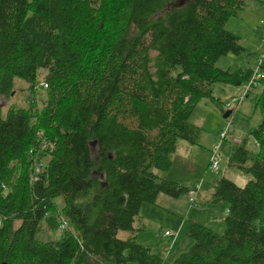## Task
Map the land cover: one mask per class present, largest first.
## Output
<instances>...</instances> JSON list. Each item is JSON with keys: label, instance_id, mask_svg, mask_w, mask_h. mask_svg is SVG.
Returning <instances> with one entry per match:
<instances>
[{"label": "trees", "instance_id": "obj_1", "mask_svg": "<svg viewBox=\"0 0 264 264\" xmlns=\"http://www.w3.org/2000/svg\"><path fill=\"white\" fill-rule=\"evenodd\" d=\"M244 2L0 0V100L15 79L34 96L39 71L45 90L40 109L31 100L0 116V264H264V62L247 95L261 116L256 150L242 142L228 155L251 179L212 185L224 232L190 221L188 251L167 262L134 227L159 195L196 193L154 171L171 169L179 141L196 145L201 127L189 119L204 100L224 113L216 84L250 80L254 68L216 67L246 52L225 28ZM57 197L69 228L37 241Z\"/></svg>", "mask_w": 264, "mask_h": 264}, {"label": "rangeland", "instance_id": "obj_2", "mask_svg": "<svg viewBox=\"0 0 264 264\" xmlns=\"http://www.w3.org/2000/svg\"><path fill=\"white\" fill-rule=\"evenodd\" d=\"M252 1L253 0H245L243 9L235 17L229 19V21H227V23L225 24V28L238 36L240 45L248 51L239 56L228 55L220 58L216 62V67L220 70H228L232 72L234 71V69L243 66L241 63L236 65V63H238L237 61L246 62L247 59L255 57L253 54L255 53V48L247 47V45H252L255 41V38L257 39V36L259 34L261 35V41L263 42L264 24H259L260 19H258L257 17V11L255 10L256 8H252L251 6L254 4L256 5V7H258L259 4ZM246 5H248L247 8ZM43 74V71H39V74L37 75V87L34 96L30 92L28 83L21 79H15L13 82V92L8 98L0 100V116L3 117L6 114L8 108L11 106H14L16 108H28L31 100H33L35 106L40 109L42 101L45 97V90L42 86ZM218 85L220 84H216L213 88L214 96H216L215 93H217ZM226 86L230 89L236 88L228 85ZM250 91H248V94L250 93ZM235 92L240 93L237 89L235 90ZM223 98L224 96L220 97V99L224 100ZM252 98L253 94L249 95V97L246 96L242 100H239L238 95L236 98H233L228 105H224L223 110L225 113L226 111H228L227 108H229L232 103L233 105H235L234 103L241 104L242 102H244L240 106L238 113L233 116V119L231 115H229L226 119H222L224 115V113H221L222 110L210 100H204L202 104L197 107L195 116H193L192 114V117L189 120L190 123H194L199 127L201 126V133L197 139L196 145H201L202 148H196L197 157H194V159L190 163V166H188V153L185 152L183 146L181 145H186V147H189V144L179 141L178 144H180L177 153L181 156L182 160H178L177 162H175V167L177 166L179 168L175 169L174 172H170V170L167 172L154 171L157 176L170 175L171 178H173L165 180L175 182L187 188L196 189L198 195L195 202L196 204L193 207H191L190 199L187 194L180 196L177 202L179 203V211L172 209V214H177L180 212L183 213L178 215L177 217H175L174 215H170L168 221H166L162 217H168L166 215L171 214L170 208L172 207H169L165 202H160V207H156V214L143 211V216H139L140 220L135 225V228H137V230L135 231L136 241L142 246L149 247L152 254L159 256L167 262H173L178 256L187 252L189 246L191 245V240L187 235L188 223L190 221L196 222L197 216L199 224L206 226L210 230L219 234H222L224 232L225 224L223 222L222 213L224 211L225 205L212 204L209 202L213 192L212 185L219 179L226 178L232 181L237 186L243 187L251 179L250 176H246L239 172L236 168L230 167L228 165V155L232 144H241L242 142L245 143V146L248 150H256L255 141L249 133L258 126L261 121V116L259 111L253 108ZM215 111L223 120L224 126L218 128L219 133H215V135H209V130L211 129L212 131H214L216 127L215 122L212 120L213 114L217 115ZM196 115H199L200 121L196 120ZM206 121L207 123L204 125ZM223 131H225L226 136L224 138H221L220 135ZM214 136L215 141L213 142V145H211L210 141L212 138H214ZM215 149H217V152L219 154V161L217 169L211 170L208 161L210 160L211 154ZM205 154L208 157V164H206L202 169L201 158ZM190 159L191 158H189V160ZM46 161L47 157L44 158L43 162L45 163ZM181 164H183V166H180ZM181 170L183 171V173L180 172ZM197 171L200 172V175L197 182H195L194 180ZM181 181H185V183H182ZM187 182H191L190 184L194 185L190 187L191 185ZM63 205L64 204L62 197H57L54 200L53 210L45 215L42 220L40 230L35 234V239L37 241L55 243L62 240L64 235V230L61 229L62 223L65 222L67 224V227L69 228L68 221L62 213ZM199 205L202 208H200ZM176 219L178 220L177 227L182 224V228H179L180 230H175V228H173ZM178 230V242H172L169 237H164V233L166 231L177 232ZM129 236V232L125 231H119L117 234V237L121 240H125ZM187 241L188 244L186 245Z\"/></svg>", "mask_w": 264, "mask_h": 264}, {"label": "crops", "instance_id": "obj_3", "mask_svg": "<svg viewBox=\"0 0 264 264\" xmlns=\"http://www.w3.org/2000/svg\"><path fill=\"white\" fill-rule=\"evenodd\" d=\"M247 1H249V0H247ZM252 2H256V3H258L259 5H258V7H256V5H251L252 6V8H256L255 10L257 11V17H258V19H260L259 20V24L261 25V24H264L263 23V21H264V0H253ZM248 7V5H246V8ZM245 8V9H246ZM242 14V13H241ZM229 21V20H228ZM257 36V35H256ZM263 39V38H262ZM247 47H252V48H255V53H253L254 54V56L255 57H251L250 59H247L246 60V62L244 61H237L238 63H236V65L237 64H239V63H241L243 66H241V67H239V68H236V69H234V71H236V70H239L240 68L243 70V69H253L254 67H255V62H256V55H258L257 53H259L262 49H263V47H264V41L262 42L261 41V35L259 34L258 36H257V39L255 38V41L253 42V44L252 45H247ZM246 50V49H245ZM246 51H248V50H246ZM243 67V68H242ZM238 90V92H240L241 90H240V88H232V89H230L229 87H227L226 85H224V84H220V85H218V87H217V93H215L216 94V96H214V93H213V96L216 98V99H220V97L221 96H224V100H222V99H220V102L222 103V108H224V105H226V104H229V102H231V100L233 99V98H235L236 96H238L239 95V93H236L235 92V90ZM244 102H242L241 104L240 103H234L235 105H233V103L229 106V108H227V110L228 111H226V112H229V115H231L232 116V119H233V116L236 114V113H238V111H239V109H240V106L243 104ZM204 105H206V104H204ZM234 106H235V108H234ZM226 109V108H225ZM197 110V109H196ZM196 110L193 112V116H195V114H196ZM216 112V111H215ZM224 112V111H223ZM222 113V112H221ZM216 114L217 115H214L213 114V118H212V120L215 122V124H216V127H215V129H214V131H212L211 129L209 130V135H215V133H219V131H218V128H221L222 126H224L223 124V120L222 119H226V118H223L222 117V119L219 117V115H218V113L216 112ZM223 114V113H222ZM200 115V114H199ZM199 115H196V120L197 121H200V118H199ZM212 116V115H211ZM191 117H192V115H191ZM191 117H190V119H191ZM228 118V117H227ZM189 119V120H190ZM207 123V121L204 123V125ZM191 124H193V125H196V124H194V123H191ZM196 126H198V125H196ZM199 127V126H198ZM201 127V126H200ZM203 141H204V139H203ZM215 141V136H214V138H212L211 139V145H213V142ZM182 142V141H181ZM180 144V143H179ZM179 144H177V150H176V152H175V154L173 155V159H172V167H171V169H170V172H174V170L175 169H177V168H179V167H175V165H176V163L175 162H177L178 160L179 161H181L182 160V158H181V156L180 155H178V153H177V151H178V149H179ZM181 144H184V143H181ZM181 146H183V149L185 150V152L186 153H188V157H187V161H188V166H190V163H191V161L194 159V157H197V155H196V148H202V146L200 145H188L189 147H186V145H181ZM196 155V156H195ZM179 156V157H178ZM200 156V155H199ZM189 158H191L190 160H189ZM207 160H208V157L206 156V154L204 155V156H202V158H201V168L203 169V167H205V165L206 164H208L209 163V161H208V163H207ZM198 164V163H197ZM196 164V165H197ZM180 166H183V164H181ZM181 173H183V171L181 170L180 171ZM170 174V173H169ZM199 175H200V172H198L197 171V173H196V176H195V182H197V180H198V177H199ZM159 176H161L162 178H164V179H173V178H171V176L170 175H159ZM182 183H185V181H181ZM194 182V183H195ZM188 184H190L191 182H187ZM191 186L190 187H192L194 184H190ZM190 189H194V188H190ZM196 192V197H195V200L193 201V202H191L190 201V204H191V207H193V206H195V202H196V198H197V195H198V193H197V191H195ZM188 197H189V199L191 198V194L190 195H187ZM172 200V201H171ZM177 200V201H176ZM178 200H179V198H170V197H168V196H165V195H159L158 197H157V199H156V201H155V204L154 205H150V204H144L142 207H141V210H140V214H139V216H143V211H146V212H148V213H152V214H154L155 212H156V207H160V202H165L169 207H172V208H170L171 210H170V213L171 214H167L166 216H168V217H162V218H164L166 221H168L169 220V216L170 215H174L175 217H177L178 215H180V214H182L183 212H180V213H177V214H172V211L173 210H176V211H179V203H177L178 202ZM160 204V205H159ZM200 206V205H199ZM200 208H202L201 206H200ZM173 209V210H172ZM163 212H164V209H163ZM156 214V213H155ZM160 214H162V213H160ZM188 214H189V211H188ZM145 217V216H144ZM187 217V216H186ZM141 218H143V217H141ZM188 219V218H187ZM138 220V221H137ZM136 221H135V224H134V227H135V225H136V223L137 222H139V220H140V217H138V219H137ZM210 220H211V218H210ZM186 221V220H185ZM196 222H198V216H197V219H196ZM175 224H174V226H173V228H175V230L176 229H179V228H182L181 226H182V224H180L179 225V227H177V225H178V220L176 219L175 220V222H174ZM199 223V222H198ZM188 225H189V223H188ZM136 230H137V228H135ZM180 230V229H179ZM179 230L177 231V232H171V233H178L179 234ZM169 232V231H168ZM178 238V237H177ZM175 239L174 241H172V242H175V241H177L178 242V239ZM174 244H176V243H174ZM188 244V241L186 242V245ZM190 247V246H189ZM179 257V256H178ZM177 257V258H178Z\"/></svg>", "mask_w": 264, "mask_h": 264}, {"label": "built area", "instance_id": "obj_4", "mask_svg": "<svg viewBox=\"0 0 264 264\" xmlns=\"http://www.w3.org/2000/svg\"><path fill=\"white\" fill-rule=\"evenodd\" d=\"M263 41H264V39H263ZM256 58L257 59H256L255 67H254L253 74H252L250 80L240 87L241 91L239 93V100H242L243 98H245L248 94V91H250L253 87H255L258 80L262 77V73L260 71V66L264 62V47L258 53ZM235 102H237V101H235ZM220 136H221V138H224L226 136L225 131H223ZM218 161H219V154L217 152V149H215L212 152L210 160H209V167L211 170L217 169ZM195 195H196V193H194V192L191 194V198H190L191 202H193L195 200ZM61 229L62 230L67 229V224L65 222L62 223ZM164 237H169L172 241H174L178 237V233H171V232L166 231L164 233Z\"/></svg>", "mask_w": 264, "mask_h": 264}, {"label": "water", "instance_id": "obj_5", "mask_svg": "<svg viewBox=\"0 0 264 264\" xmlns=\"http://www.w3.org/2000/svg\"><path fill=\"white\" fill-rule=\"evenodd\" d=\"M228 116H229V112H225L223 118H227ZM1 264H7V263H1Z\"/></svg>", "mask_w": 264, "mask_h": 264}]
</instances>
